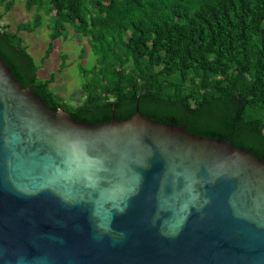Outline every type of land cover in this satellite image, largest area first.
I'll use <instances>...</instances> for the list:
<instances>
[{
	"label": "water",
	"instance_id": "water-1",
	"mask_svg": "<svg viewBox=\"0 0 264 264\" xmlns=\"http://www.w3.org/2000/svg\"><path fill=\"white\" fill-rule=\"evenodd\" d=\"M0 264H264V161L138 106L77 122L0 55Z\"/></svg>",
	"mask_w": 264,
	"mask_h": 264
},
{
	"label": "trees",
	"instance_id": "trees-1",
	"mask_svg": "<svg viewBox=\"0 0 264 264\" xmlns=\"http://www.w3.org/2000/svg\"><path fill=\"white\" fill-rule=\"evenodd\" d=\"M15 1L0 5L10 11ZM33 10L15 29L0 15V55L53 112L93 126L129 120L138 106L145 118L232 142L264 161V0H26L25 11ZM42 10L51 31L44 59L68 27L94 57L81 68V105L53 92L55 73L39 76L21 36L42 25Z\"/></svg>",
	"mask_w": 264,
	"mask_h": 264
},
{
	"label": "rangeland",
	"instance_id": "rangeland-1",
	"mask_svg": "<svg viewBox=\"0 0 264 264\" xmlns=\"http://www.w3.org/2000/svg\"><path fill=\"white\" fill-rule=\"evenodd\" d=\"M25 1L16 0L10 11H6L5 5H0V15H3L1 24L3 26L9 25L15 29L18 24L33 20L36 12L33 10L31 13H27L25 11ZM40 14L44 17L42 25L34 33H21L30 54L40 68L39 76L47 79L51 73H55V82L51 86L53 92L58 94L70 106L81 105L86 98L83 85L87 82L85 76L81 73V68H89L92 64H95L86 39L75 34L68 27L65 36L54 42V50L51 56L44 59L48 44L51 41V31L48 28L49 18L43 10ZM83 49H86L84 57H82ZM64 55L67 56V61L65 67L61 68Z\"/></svg>",
	"mask_w": 264,
	"mask_h": 264
}]
</instances>
